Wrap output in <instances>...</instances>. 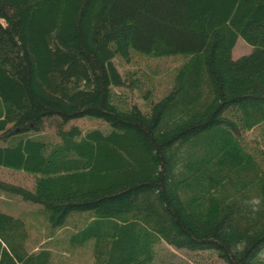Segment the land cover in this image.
<instances>
[{"label": "trees", "instance_id": "trees-1", "mask_svg": "<svg viewBox=\"0 0 264 264\" xmlns=\"http://www.w3.org/2000/svg\"><path fill=\"white\" fill-rule=\"evenodd\" d=\"M0 168V264H264V0H0Z\"/></svg>", "mask_w": 264, "mask_h": 264}, {"label": "rangeland", "instance_id": "rangeland-1", "mask_svg": "<svg viewBox=\"0 0 264 264\" xmlns=\"http://www.w3.org/2000/svg\"><path fill=\"white\" fill-rule=\"evenodd\" d=\"M252 46L247 43L242 36H239L236 42L235 47L232 51V56L234 58H239L242 55L248 54L252 51ZM134 64L130 67V69L145 66L147 64H158L161 67V72L156 79V85L159 91L164 90L170 83L173 78V74L180 66L182 58L180 56H168L162 58H153L146 55L134 54ZM126 68V67H125ZM129 69V68H127ZM77 124L82 125L83 127H89L94 124L96 126L100 123L97 119H92L89 117L79 118L76 120ZM53 129L48 128L49 134L53 135ZM34 176L29 173H25L22 171H9L7 169L0 168V179L11 180L13 182H21L24 184H31ZM0 204L1 206L9 212L18 213L21 212L22 209H28L30 206L20 200V198L11 195L7 192L0 191ZM200 255H204V253H200L196 255L194 253H190L188 251H180L175 250L170 245H164L161 252L158 254V257L152 264H198L193 260L194 257H202ZM206 259V258H205ZM55 264H61L55 261ZM63 264V263H62ZM66 264H90L89 258L87 255H83L80 260L72 259L71 257L67 258ZM205 264H220V262L216 259H212Z\"/></svg>", "mask_w": 264, "mask_h": 264}]
</instances>
